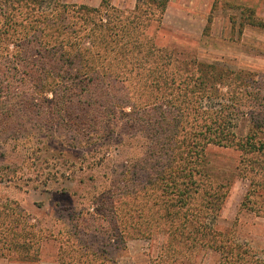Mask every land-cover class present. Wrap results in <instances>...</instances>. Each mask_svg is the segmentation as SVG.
Wrapping results in <instances>:
<instances>
[{"label": "rangeland", "instance_id": "rangeland-1", "mask_svg": "<svg viewBox=\"0 0 264 264\" xmlns=\"http://www.w3.org/2000/svg\"><path fill=\"white\" fill-rule=\"evenodd\" d=\"M103 2L100 74L0 61V264H264V0Z\"/></svg>", "mask_w": 264, "mask_h": 264}, {"label": "trees", "instance_id": "trees-1", "mask_svg": "<svg viewBox=\"0 0 264 264\" xmlns=\"http://www.w3.org/2000/svg\"><path fill=\"white\" fill-rule=\"evenodd\" d=\"M44 3L45 0H0V61L14 54H23L26 44L32 43L37 47L41 60L72 61L75 63L71 62V66L77 65L79 74L85 69L89 70V73L94 71L95 75L100 74L98 71L100 66L89 67L84 63L89 62L88 57H92L93 60L100 59L95 50L96 45L91 44V47H88L90 43H86V38L103 28L104 17L101 9L79 8L78 11L72 12L66 6L47 8L44 7ZM103 3L108 5V0H104ZM164 11L162 10V14ZM84 13L95 14V20L91 22L89 28L80 24L85 19ZM208 69L218 71V67L202 65L197 73H202L203 80L208 76L213 82L221 78L222 75L216 71L209 75L205 74L204 70ZM63 84L64 82L57 78L51 82L45 80L37 88V94H44L43 90L54 91ZM262 128L263 124L257 126V130ZM222 131L224 132V129ZM259 141L258 143L263 145L264 142ZM236 147L245 150L242 144Z\"/></svg>", "mask_w": 264, "mask_h": 264}]
</instances>
